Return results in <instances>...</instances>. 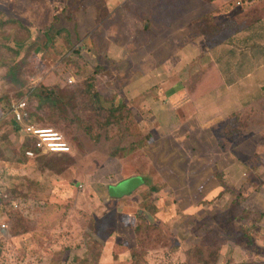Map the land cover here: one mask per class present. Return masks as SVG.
Returning a JSON list of instances; mask_svg holds the SVG:
<instances>
[{"label": "rangeland", "instance_id": "rangeland-1", "mask_svg": "<svg viewBox=\"0 0 264 264\" xmlns=\"http://www.w3.org/2000/svg\"><path fill=\"white\" fill-rule=\"evenodd\" d=\"M56 3L0 0V189L9 201L0 264H103L105 249L108 264H264V85L203 145L211 160L196 172L224 170L228 192L177 194L160 175L183 161L171 163L173 144L148 131L144 94L126 89L146 66L94 59L98 48L76 32L83 10ZM200 30L215 41L209 20ZM20 101L33 125L63 136L68 154L43 152L16 127L11 109ZM131 177L142 185L109 197L108 187Z\"/></svg>", "mask_w": 264, "mask_h": 264}, {"label": "crops", "instance_id": "crops-1", "mask_svg": "<svg viewBox=\"0 0 264 264\" xmlns=\"http://www.w3.org/2000/svg\"><path fill=\"white\" fill-rule=\"evenodd\" d=\"M55 1V10L63 9L64 0ZM69 1L83 10L78 16L85 24L76 32L96 45L100 54L94 59L146 66L126 89L139 98L144 94L152 116L146 118L148 131L161 132V141L173 144L171 163L184 166L171 164L162 182L185 197L228 192L224 170L196 168L211 160L203 148L215 143L211 130L250 109L252 89L264 85V0H241L239 8L231 0H98L97 8L90 0ZM203 20L210 21L215 41L200 30ZM90 33L99 36L94 41ZM258 210L264 212V201ZM110 257L101 251L103 264Z\"/></svg>", "mask_w": 264, "mask_h": 264}, {"label": "built area", "instance_id": "built-area-1", "mask_svg": "<svg viewBox=\"0 0 264 264\" xmlns=\"http://www.w3.org/2000/svg\"><path fill=\"white\" fill-rule=\"evenodd\" d=\"M237 5L242 6V1L238 0ZM11 114L14 122L20 125L18 127L21 128L22 126L23 130L31 138H35L38 147L43 152L51 154H68L70 152V147L59 132L49 128L36 127L31 123V116L26 101L13 104ZM26 155L27 157H33L34 153L26 151ZM7 198V195L0 189V212L4 209L3 203L9 202Z\"/></svg>", "mask_w": 264, "mask_h": 264}, {"label": "water", "instance_id": "water-1", "mask_svg": "<svg viewBox=\"0 0 264 264\" xmlns=\"http://www.w3.org/2000/svg\"><path fill=\"white\" fill-rule=\"evenodd\" d=\"M140 185L142 181L139 177H131L108 187V194L111 198H121L135 191Z\"/></svg>", "mask_w": 264, "mask_h": 264}, {"label": "trees", "instance_id": "trees-1", "mask_svg": "<svg viewBox=\"0 0 264 264\" xmlns=\"http://www.w3.org/2000/svg\"><path fill=\"white\" fill-rule=\"evenodd\" d=\"M14 124L16 125L17 128H19L18 125H17V123H14Z\"/></svg>", "mask_w": 264, "mask_h": 264}]
</instances>
